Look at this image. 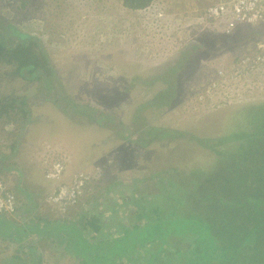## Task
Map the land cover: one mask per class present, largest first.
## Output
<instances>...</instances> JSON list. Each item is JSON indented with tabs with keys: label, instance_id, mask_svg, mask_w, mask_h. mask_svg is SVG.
<instances>
[{
	"label": "rangeland",
	"instance_id": "obj_1",
	"mask_svg": "<svg viewBox=\"0 0 264 264\" xmlns=\"http://www.w3.org/2000/svg\"><path fill=\"white\" fill-rule=\"evenodd\" d=\"M211 1L154 0L130 9L123 0H0V106L12 117L0 116V178L26 208L7 215L16 226L91 211L101 214L106 235L140 222L136 212L144 208L154 220L150 210L164 193L168 212L194 207L192 198L168 191L173 167L180 175L173 180L186 186L192 170L210 168L217 151L230 148L211 138L253 131L238 107L264 103L261 82L257 88L237 69L238 55L264 34V20L227 32L203 14ZM24 37L45 59L35 79L17 73L6 53ZM171 129L184 133L164 132ZM60 160L61 180L47 179ZM80 175L87 176L81 194L62 211L50 196ZM83 231L90 246L103 238ZM52 233L0 236V264H34L39 253V264H92ZM152 246L140 247L134 264H146Z\"/></svg>",
	"mask_w": 264,
	"mask_h": 264
},
{
	"label": "trees",
	"instance_id": "obj_2",
	"mask_svg": "<svg viewBox=\"0 0 264 264\" xmlns=\"http://www.w3.org/2000/svg\"><path fill=\"white\" fill-rule=\"evenodd\" d=\"M153 1L123 0V4L130 9H145ZM30 38L24 37L6 53L17 73L35 79L46 70L41 61L45 59L34 47L37 42H31ZM2 51L3 46H0ZM238 108L253 131L233 128L228 136L211 138L216 143L213 146L228 143L231 150L217 151L219 156L210 168L192 170L186 186L179 177L173 180L180 176L177 167H173L177 174L167 179L171 187L168 191H175L171 196L192 198L193 208L183 211L185 206L180 203L166 211L162 203L170 196L164 193L161 202L150 210L155 215L154 220H148L143 207L136 212L140 222L115 233L111 230L106 235L102 233L106 224L101 220V214H91V211L82 215L76 212L71 219L37 216L35 226L24 224L21 227L16 226L11 217L0 215V236L12 238L13 234L22 238L29 230L38 235L54 231L52 234L61 235L69 247L92 264H134V255L146 244H153L150 250L146 249L145 256L149 254L146 264H264V228H261L264 221V103ZM3 112L7 115V108L0 106V116ZM151 130L161 131L157 126ZM164 132L170 136L184 133L179 129ZM200 139L208 145L205 141L209 139ZM234 140L239 143L234 144ZM25 209L20 206L18 212ZM89 227L95 234L100 231L103 234V238L91 246L83 231ZM93 247L94 250L89 252ZM41 258L39 253L34 264H39Z\"/></svg>",
	"mask_w": 264,
	"mask_h": 264
},
{
	"label": "built area",
	"instance_id": "obj_3",
	"mask_svg": "<svg viewBox=\"0 0 264 264\" xmlns=\"http://www.w3.org/2000/svg\"><path fill=\"white\" fill-rule=\"evenodd\" d=\"M206 18L220 20L224 23V29L230 32L237 23H256L264 20V0H212L203 13ZM237 66L239 78L249 76L260 88H264V34L255 40L253 47L238 55ZM260 75V76H259ZM253 81V80H249ZM249 86V84H248ZM65 170V164L60 160L51 169L47 170L46 177L54 180H61ZM87 176L80 175L72 183H61V187L54 190L50 200L59 209L67 211L74 205L81 194ZM19 208V201L14 192L7 190L6 184L0 178V214H14Z\"/></svg>",
	"mask_w": 264,
	"mask_h": 264
},
{
	"label": "clouds",
	"instance_id": "obj_4",
	"mask_svg": "<svg viewBox=\"0 0 264 264\" xmlns=\"http://www.w3.org/2000/svg\"><path fill=\"white\" fill-rule=\"evenodd\" d=\"M47 178V177H46ZM47 179H49V178H47ZM9 190V189H8ZM10 191V190H9ZM20 204V203H19ZM19 207H20V205H19ZM19 209V208H18ZM17 212H18V210H17ZM0 215H2V216H4V215H8V214H0Z\"/></svg>",
	"mask_w": 264,
	"mask_h": 264
}]
</instances>
